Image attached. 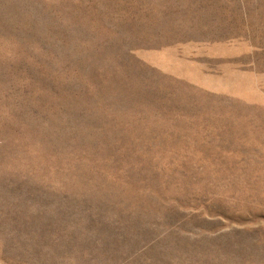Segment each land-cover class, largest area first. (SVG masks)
Instances as JSON below:
<instances>
[{
	"label": "rangeland",
	"instance_id": "1",
	"mask_svg": "<svg viewBox=\"0 0 264 264\" xmlns=\"http://www.w3.org/2000/svg\"><path fill=\"white\" fill-rule=\"evenodd\" d=\"M0 264H264V0H0Z\"/></svg>",
	"mask_w": 264,
	"mask_h": 264
}]
</instances>
